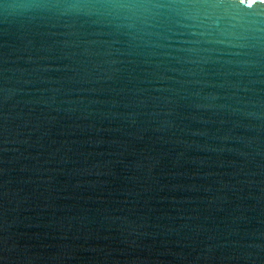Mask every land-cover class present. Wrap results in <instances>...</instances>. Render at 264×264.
Here are the masks:
<instances>
[{
    "label": "water",
    "instance_id": "obj_1",
    "mask_svg": "<svg viewBox=\"0 0 264 264\" xmlns=\"http://www.w3.org/2000/svg\"><path fill=\"white\" fill-rule=\"evenodd\" d=\"M0 264H264V0H0Z\"/></svg>",
    "mask_w": 264,
    "mask_h": 264
},
{
    "label": "snow or ice",
    "instance_id": "obj_2",
    "mask_svg": "<svg viewBox=\"0 0 264 264\" xmlns=\"http://www.w3.org/2000/svg\"><path fill=\"white\" fill-rule=\"evenodd\" d=\"M255 2V0H249V3H254Z\"/></svg>",
    "mask_w": 264,
    "mask_h": 264
}]
</instances>
